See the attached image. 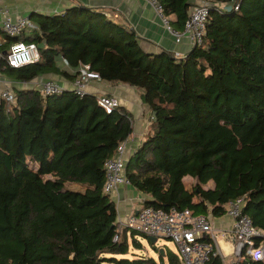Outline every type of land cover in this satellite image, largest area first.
Instances as JSON below:
<instances>
[{
    "label": "trees",
    "instance_id": "16d2710c",
    "mask_svg": "<svg viewBox=\"0 0 264 264\" xmlns=\"http://www.w3.org/2000/svg\"><path fill=\"white\" fill-rule=\"evenodd\" d=\"M161 1L183 29L194 0ZM209 1L204 40L184 56L149 52L123 18L74 5L33 12L34 26L17 35L0 27L1 69L25 81L47 73L73 80L90 64L105 80L140 88L154 117L126 173L148 195L144 204L220 215L245 195V212L264 229V0ZM17 40L35 41L41 58L11 65ZM16 93L15 103L0 101V264H182L166 247L158 258L131 251L143 247L135 230L132 242L128 229L114 239L118 210L104 189V164L132 133L131 114L121 105L108 111L90 92ZM187 174L196 179L192 190ZM210 179L215 186L205 188ZM238 261L264 264L246 254ZM206 264L224 257L212 254Z\"/></svg>",
    "mask_w": 264,
    "mask_h": 264
},
{
    "label": "built area",
    "instance_id": "2783aa9c",
    "mask_svg": "<svg viewBox=\"0 0 264 264\" xmlns=\"http://www.w3.org/2000/svg\"><path fill=\"white\" fill-rule=\"evenodd\" d=\"M145 1L151 4L164 27L175 36L177 42L188 39L192 46L203 42L212 2L194 0L183 29H178L172 24L161 0ZM239 6L240 2H236L235 8L238 9ZM33 26L34 21L29 15L12 18L7 13L2 21V28L10 35L20 34ZM175 55L182 56L180 51ZM7 58L11 65L22 66L38 61L41 58V52L35 41L17 40L11 44ZM99 79H102L99 71L92 69L90 64H83L72 80V87L65 85L57 78L48 77L41 83L40 89L44 96L64 89H72L78 95L84 96L87 93V84ZM2 100L15 103L16 91L7 86L0 87V101ZM98 102L108 111L121 105L117 96L108 93L98 94ZM153 117L151 114L150 121ZM128 160V138H126L119 143L114 154L105 161V191L113 194L121 184H131L126 173ZM245 204V195L229 200L226 204V213L233 218L231 228V237L234 242L233 253L237 259L246 254L253 259L264 260V229L257 226L250 214L245 212ZM116 223L118 232L115 234V240L121 238L125 229H128L130 233L135 230L148 236L154 235L158 238L162 235L172 239L178 247L182 264H206L212 254L219 253L214 241L217 232L211 212L197 213L190 207L165 209L143 204L139 210L129 213L126 219H117Z\"/></svg>",
    "mask_w": 264,
    "mask_h": 264
},
{
    "label": "crops",
    "instance_id": "0c3cea01",
    "mask_svg": "<svg viewBox=\"0 0 264 264\" xmlns=\"http://www.w3.org/2000/svg\"><path fill=\"white\" fill-rule=\"evenodd\" d=\"M74 5L89 6L102 9L108 17H121L124 21L136 31L141 40L143 48L149 52L168 51L175 57L176 52L180 51L182 56L186 54L193 46L184 39L177 42L175 36L164 27L159 15L154 8L145 0H0V27L5 14L9 13L12 18L20 15H29L33 12L55 14L66 11L67 8ZM6 41L4 32L0 33V44ZM5 54V49L0 47V87H10L17 91L20 88L39 87L44 79L54 77L59 79L65 85L72 87V79L53 73L43 74L30 81L21 80L7 71L1 69V57ZM63 67L71 72L76 68L59 60ZM87 92L94 94L108 93L117 96L120 99L121 106L124 107L133 117V131L128 137L129 158L143 144L150 127L151 109L145 105L141 89L135 85L126 82H112L105 79L92 80L86 86ZM187 189L192 190L196 179L190 174L183 177ZM79 185V184H77ZM205 188L215 186L214 179H210L203 184ZM81 186L79 185V188ZM118 210L117 219H126L129 213L139 210L143 206L147 194L137 189L132 184H121L118 190L111 194ZM200 198L194 197L195 201ZM213 220L217 232L214 240L219 253L224 257V264H234L237 260L233 253L234 242L232 240L231 228L233 218L227 213L214 215Z\"/></svg>",
    "mask_w": 264,
    "mask_h": 264
},
{
    "label": "rangeland",
    "instance_id": "374dc122",
    "mask_svg": "<svg viewBox=\"0 0 264 264\" xmlns=\"http://www.w3.org/2000/svg\"><path fill=\"white\" fill-rule=\"evenodd\" d=\"M66 185L69 188L77 189V188H79L80 184L77 185V183H75V182H68ZM80 186H82V185H80ZM128 236H129L130 242H132V234L130 232H128ZM136 237L143 243V247L134 249V246L132 245L131 251L136 252L138 254L154 256V257L158 258L159 257V253L157 250L158 247L159 248L166 247V248H169V249L178 253V247H177L176 243L172 239H170L166 236H162V235L158 236V239H157L155 244L150 242L148 240V237L143 235L141 232L136 231ZM130 254H131V252H130ZM236 261H238V259Z\"/></svg>",
    "mask_w": 264,
    "mask_h": 264
},
{
    "label": "water",
    "instance_id": "95a60500",
    "mask_svg": "<svg viewBox=\"0 0 264 264\" xmlns=\"http://www.w3.org/2000/svg\"><path fill=\"white\" fill-rule=\"evenodd\" d=\"M85 7V6H84ZM7 52V50H5V53ZM148 238L150 239V241L155 244L156 241H157V236H154V235H149ZM161 252L164 254L165 253V248L164 247H161ZM234 264H240L239 261H234L233 262Z\"/></svg>",
    "mask_w": 264,
    "mask_h": 264
}]
</instances>
